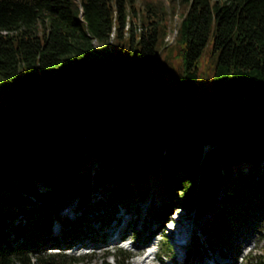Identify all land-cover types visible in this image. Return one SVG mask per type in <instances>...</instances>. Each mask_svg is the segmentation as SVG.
<instances>
[{"label": "trees", "instance_id": "trees-1", "mask_svg": "<svg viewBox=\"0 0 264 264\" xmlns=\"http://www.w3.org/2000/svg\"><path fill=\"white\" fill-rule=\"evenodd\" d=\"M167 1L0 0V264H73L60 243L152 183L210 213L222 243L264 210V0ZM170 207L147 215L161 228Z\"/></svg>", "mask_w": 264, "mask_h": 264}, {"label": "rangeland", "instance_id": "rangeland-1", "mask_svg": "<svg viewBox=\"0 0 264 264\" xmlns=\"http://www.w3.org/2000/svg\"><path fill=\"white\" fill-rule=\"evenodd\" d=\"M161 1L164 8L167 9L168 1ZM134 3L135 5H139L138 0H134ZM178 17L179 15L175 11L168 19V27L164 36L166 43L171 42L173 39L175 34L174 24H176ZM110 42L109 40L106 42L105 49H110ZM102 48L103 46L99 47L93 42V50L96 54H99ZM205 147L207 146L205 145ZM84 155L88 160V163L84 164L90 169L96 167L99 161L97 152L95 150H85ZM38 187L40 189L43 188L41 185ZM92 191L94 195H98L95 188H92ZM168 192L169 195L160 196L155 191L154 184L152 183L141 200L135 201V203L128 201L119 202L109 221L89 222V225L85 224L81 230L84 232L89 230L90 232H87L78 241L68 239L66 243H60V246L67 244V247L63 250L64 252L82 256L81 259H78L73 264H116V260L113 259L116 247H122L130 252V258L124 260V264H194V262L201 263L203 260L205 264H211L205 256L211 258V260L213 258L218 259L216 262L212 260L216 264H249L246 261L244 262V256L249 253L250 255L257 254L264 250L263 209L261 212L257 210L252 212V215L246 216V219L244 218L245 220L239 223L238 228L222 243L212 238L205 229L211 219L210 213H200L193 206L185 207L181 202V194L175 189H169ZM196 196L195 194L193 199L196 200ZM160 198L166 199L168 205L171 206L162 217V221L160 222L161 228L158 224L151 221L147 215L148 204L150 202L157 203ZM134 205L137 206V209H135ZM62 211L64 209L59 210L58 214H61ZM66 213L68 217H72L74 214L69 213V211ZM114 220H117V222L114 223ZM115 224L122 230L120 235L109 238L108 241L111 243L104 245L102 239L99 238L100 233L107 229L109 230ZM133 225L141 232L140 235L133 233ZM51 228L56 233L58 230L57 223H52ZM150 229L156 233L153 237H148L146 241H143L144 234H147V231ZM178 229L183 232L186 230L188 234L187 241L180 247L172 243ZM162 232L165 233L166 238L160 236L159 233ZM159 240L165 243L161 248H158ZM193 241H197L200 246L197 247L198 250L192 257V260L186 262L188 259L187 250ZM153 249L155 253L160 252L162 254L159 260L160 263L157 262L158 260L152 259L151 254L148 258L142 256L147 251Z\"/></svg>", "mask_w": 264, "mask_h": 264}, {"label": "bare ground", "instance_id": "bare-ground-1", "mask_svg": "<svg viewBox=\"0 0 264 264\" xmlns=\"http://www.w3.org/2000/svg\"><path fill=\"white\" fill-rule=\"evenodd\" d=\"M169 216V215H168ZM173 226H176V225H173ZM172 226V227H173ZM176 232V231H175ZM177 235L175 234L174 235V238H173V242L172 243H174L177 247H180L182 244H184L185 243V241H187V239H188V234H187V232H186V230H185V232H183V231H180L179 229L177 230ZM190 239V238H189ZM110 242V241H109ZM149 255H150V252L149 251H147L146 253H144L142 256L143 257H146V258H148L149 257ZM218 257V256H217ZM206 258V257H205ZM206 259H211V258H206ZM213 261L215 260H217L218 261V259H216V258H213L212 259ZM202 262V261H201ZM196 264H202V263H199V262H197ZM212 264V263H211Z\"/></svg>", "mask_w": 264, "mask_h": 264}]
</instances>
